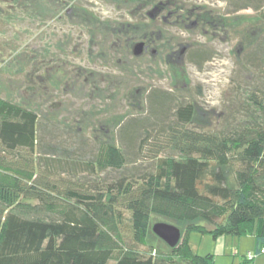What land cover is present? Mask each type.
I'll return each mask as SVG.
<instances>
[{
	"label": "trees",
	"instance_id": "16d2710c",
	"mask_svg": "<svg viewBox=\"0 0 264 264\" xmlns=\"http://www.w3.org/2000/svg\"><path fill=\"white\" fill-rule=\"evenodd\" d=\"M163 2L147 10L150 22L165 10L211 25L215 15L252 11L220 111L207 122L186 90L153 87L132 104L136 114L119 118L113 142L46 128L36 109L0 97V264H215L192 251L191 232L250 233L256 246L242 264L264 254V0H225L211 17ZM210 57L195 46L187 60L201 69ZM154 217L180 229L175 247L148 242Z\"/></svg>",
	"mask_w": 264,
	"mask_h": 264
},
{
	"label": "rangeland",
	"instance_id": "374dc122",
	"mask_svg": "<svg viewBox=\"0 0 264 264\" xmlns=\"http://www.w3.org/2000/svg\"><path fill=\"white\" fill-rule=\"evenodd\" d=\"M158 1L73 0L94 16L89 14L88 22L79 10L72 17L67 14L72 0H18V6L16 1L0 0V97L36 109L46 128L66 125L72 132L80 129L83 135L115 142L119 118L137 113L132 104H143L150 88L177 86L187 91L201 117L211 122L220 111L238 47L254 27L253 13L244 10L226 16L222 14L225 0H175L179 6H198L199 17H211L213 11L222 16L215 15L217 22L211 25L181 10H165L150 22L147 10ZM162 2L167 5L166 0ZM137 23L147 24L140 27L141 35L146 33L151 40L147 50L142 48L135 56L132 45L143 40L137 35ZM195 46L211 55L201 69L187 60L189 49ZM167 55L170 64H179L176 73L166 63ZM96 72L103 75L100 80ZM178 77L183 81L178 82ZM217 90L219 102L212 104L210 98H217ZM159 221L171 223L154 217L151 226ZM240 237L254 239L250 233ZM148 242L154 247L165 245L156 235ZM189 244L198 255L219 251L208 233L191 232ZM216 258L217 263L227 264L232 254Z\"/></svg>",
	"mask_w": 264,
	"mask_h": 264
},
{
	"label": "crops",
	"instance_id": "0c3cea01",
	"mask_svg": "<svg viewBox=\"0 0 264 264\" xmlns=\"http://www.w3.org/2000/svg\"><path fill=\"white\" fill-rule=\"evenodd\" d=\"M190 236V234H189ZM233 237V236H232ZM254 237V236H253ZM221 241V242H217ZM241 240V237H233L229 238L228 236H221L219 239H215V243L219 245V251H215L212 253L214 255V262L215 264H225V263H217L218 256L225 257L226 252L229 254H232V260L228 262L227 264H242L245 258L246 253L253 252L255 249V238L250 239L249 241H246L247 244L245 245V241ZM226 259V258H223ZM252 264H264V254H260L255 256L253 259Z\"/></svg>",
	"mask_w": 264,
	"mask_h": 264
},
{
	"label": "water",
	"instance_id": "95a60500",
	"mask_svg": "<svg viewBox=\"0 0 264 264\" xmlns=\"http://www.w3.org/2000/svg\"><path fill=\"white\" fill-rule=\"evenodd\" d=\"M142 48V42L135 43L132 46L133 55L138 56L141 53ZM151 230L158 238L171 248L175 247L181 239L180 229L172 223L163 221L155 222L151 226Z\"/></svg>",
	"mask_w": 264,
	"mask_h": 264
},
{
	"label": "flooded vegetation",
	"instance_id": "af4514ba",
	"mask_svg": "<svg viewBox=\"0 0 264 264\" xmlns=\"http://www.w3.org/2000/svg\"><path fill=\"white\" fill-rule=\"evenodd\" d=\"M3 1H8V0H3ZM10 2L11 1H16L17 2V6L19 5V3H18V0H9ZM81 6L80 5H75L74 3H73V0H72V3H69L68 4V9H67V14L68 15H70V17H72L73 15H75V14H77L76 12L79 10H81V8H80ZM83 7V6H82ZM84 9V8H83ZM76 10V11H75ZM84 11H85V9H84ZM79 15H80V13H79ZM80 17V16H79ZM140 42H142L143 43V51H146L147 50V48H148V43H150V42H148V41H146V40H142V41H140ZM133 46V45H132Z\"/></svg>",
	"mask_w": 264,
	"mask_h": 264
},
{
	"label": "clouds",
	"instance_id": "9594fccd",
	"mask_svg": "<svg viewBox=\"0 0 264 264\" xmlns=\"http://www.w3.org/2000/svg\"><path fill=\"white\" fill-rule=\"evenodd\" d=\"M215 96L217 97L216 99H211V98H210V103H212V104H216V103L219 102V100H218V97H219V91H218V90L215 92Z\"/></svg>",
	"mask_w": 264,
	"mask_h": 264
},
{
	"label": "built area",
	"instance_id": "2783aa9c",
	"mask_svg": "<svg viewBox=\"0 0 264 264\" xmlns=\"http://www.w3.org/2000/svg\"><path fill=\"white\" fill-rule=\"evenodd\" d=\"M262 251H264V247L262 248ZM251 257H252L251 255L248 256V258H247L248 260H247V263L246 264H250L249 261L251 260Z\"/></svg>",
	"mask_w": 264,
	"mask_h": 264
}]
</instances>
